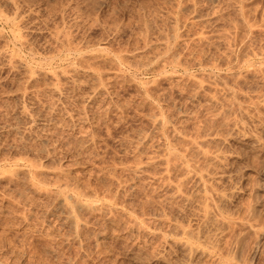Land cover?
Wrapping results in <instances>:
<instances>
[{
	"label": "rangeland",
	"instance_id": "rangeland-1",
	"mask_svg": "<svg viewBox=\"0 0 264 264\" xmlns=\"http://www.w3.org/2000/svg\"><path fill=\"white\" fill-rule=\"evenodd\" d=\"M210 1L0 0V264H151L165 240V248L167 241L173 248L162 254L170 258L179 235L152 219L166 215L188 222L189 209L200 198L191 196V204L170 190L173 181L181 182L179 193L191 185L188 177L181 178L179 159L206 170L211 166L203 161L204 152L218 147L227 149L222 150L226 157L232 155L222 163L231 166L236 183L240 179L232 203H221V209L242 217L254 205L252 213L264 224V194L255 190L264 152L208 141L215 128L227 137L236 118L222 86L236 89L239 97L264 89L259 79L264 70H256L255 62L260 60L256 47L264 51V0ZM210 80L217 83L215 91L208 87ZM195 140L203 142V155L188 149ZM187 150L193 156L188 158ZM203 162L206 167H199ZM134 165L142 167L140 173ZM60 196L69 208L78 200L98 204L75 209L70 220L53 212ZM100 203L112 208L101 205L98 211ZM128 216L136 225L127 223ZM249 233L239 236L238 256L264 264V238ZM257 248L260 255L254 258L250 253ZM164 258L158 264H166ZM204 259V264L214 262Z\"/></svg>",
	"mask_w": 264,
	"mask_h": 264
},
{
	"label": "bare ground",
	"instance_id": "bare-ground-1",
	"mask_svg": "<svg viewBox=\"0 0 264 264\" xmlns=\"http://www.w3.org/2000/svg\"><path fill=\"white\" fill-rule=\"evenodd\" d=\"M209 2L210 3H212L210 0H209ZM208 2V3H209ZM213 5V4H212ZM214 6V5H213ZM194 16V14L192 15V17ZM198 17V16H197ZM170 19H172V18H170ZM174 20V19H173ZM263 25V24H262ZM262 25H260V27L262 26ZM246 27V26H245ZM264 27V26H263ZM262 27V30H264V28ZM244 29V28H243ZM245 30V29H244ZM244 30H242L243 32H245ZM261 30V29H260ZM250 31H251V27H250ZM242 32V33H243ZM261 33H263V32H261ZM242 35H244V33L242 34ZM241 35V36H242ZM244 36H246V35H244ZM247 37V36H246ZM242 38H244V37H242ZM242 38H240V39H242ZM240 42V41H239ZM242 44V43H241ZM163 45V44H162ZM240 46H242V45H240ZM244 46V45H243ZM259 47V46H258ZM260 49H261V47H259ZM259 48H257L256 47V49H258V51L259 52H255L256 54H257V56H258V58L260 59L259 61H255V62H258V69H256V70H260V71H262V70H264V51H260L259 50ZM247 49V48H246ZM245 49V50H246ZM255 49V48H254ZM253 49V50H254ZM255 49V50H256ZM250 51V50H249ZM252 51V50H251ZM257 51V50H256ZM245 52V51H244ZM243 52V54H245V57H247V55L246 54H248V52L247 53H244ZM253 53H254V51H252ZM252 52H251V54H252ZM242 53V52H241ZM255 53L253 54L254 56H256L255 55ZM243 54H240L239 53V55H237V56H241V55H243ZM248 55H250V54H248ZM234 57V56H233ZM242 57V56H241ZM230 58V57H229ZM232 58V57H231ZM244 59V58H243ZM243 59H241V60H243ZM224 60H226V59H224ZM229 60V59H228ZM231 60V59H230ZM237 60V59H236ZM17 61V60H16ZM240 61V60H239ZM21 62V61H20ZM222 62H223V60H222ZM237 62V61H236ZM249 62V61H248ZM248 62H247V64H248ZM254 61H253V63H255ZM241 63H242V61H241ZM252 63V64H253ZM17 65H19L18 63H16ZM221 64V63H220ZM223 64H224V62H223ZM237 64V63H236ZM232 65V66H230V67H233V66H238V65ZM17 65H15V67L17 66ZM25 65V64H24ZM24 65H22V66H24ZM256 65H257V63H256ZM217 66V65H216ZM218 66H219V64H218ZM221 66V65H220ZM25 67V66H24ZM24 67H23V70H24ZM27 67V66H26ZM247 67H249L248 69H250V66H247ZM246 67V68H247ZM17 68V67H16ZM21 67H19V69H20ZM226 68V67H225ZM228 68V67H227ZM246 68H245V70H246ZM26 70V69H25ZM256 70H254L253 69V73L256 71ZM19 71H21V70H19ZM28 71H30V70H28ZM60 71V70H59ZM243 71V70H242ZM24 72V71H23ZM27 72V71H26ZM57 72V71H56ZM64 72V71H63ZM63 72H61V73H63ZM73 72H74V70H73ZM240 72V71H239ZM248 72H250V70L248 71ZM251 72H252V69H251ZM31 73V72H30ZM51 73V72H50ZM241 73V72H240ZM239 73V74H240ZM244 73V75H245V71L243 72ZM258 73V72H257ZM22 74V73H21ZM20 74V75H21ZM24 74V73H23ZM28 74H29V72L27 73V76H28ZM44 74H45V72H44ZM52 74V73H51ZM50 74V75H51ZM57 75L59 74L58 72L56 73ZM67 74V73H66ZM66 74H64V75H66ZM211 74V73H210ZM217 74H218V72H217ZM251 74V73H250ZM255 74V73H254ZM26 75V74H25ZM30 75V74H29ZM45 75H47V74H45ZM74 75V74H73ZM229 75V74H228ZM230 75H232V74H230ZM259 75H262L261 73L259 74ZM22 76V75H21ZM52 76H53V74H52ZM61 76V75H60ZM68 76H70V75H68ZM211 76V75H210ZM210 76H208L209 78H210ZM213 76V75H212ZM219 76H220V74H219ZM242 76V75H241ZM25 77V76H24ZM62 77V76H61ZM61 77H58V78H61ZM67 77V76H66ZM66 77H62V78H66ZM169 77V76H168ZM206 77V76H205ZM242 77H244V76H242ZM252 77H253V75H252ZM251 77V78H252ZM255 77V76H254ZM257 77V76H256ZM258 77H260V76H258ZM25 78H27V77H25ZM49 78V77H48ZM61 78V79H62ZM262 78H264V77H261V78H259V79H261V81L263 82V83H261V84H263V86H261V87H263L264 88V79L262 80ZM52 79V78H51ZM61 79H59L58 81H60ZM70 79V78H69ZM69 79H67V80H69ZM73 78H71V81L73 82V80H72ZM206 79V78H205ZM204 79V80H205ZM255 79V78H254ZM49 81H51L50 80V78L48 79ZM63 80V79H62ZM212 80V79H211ZM208 81V87H212V86H214V91H215V87L217 86V83H215V82H213V81ZM213 80H215V79H213ZM219 80V79H218ZM66 81V80H65ZM70 81V80H69ZM69 81H67L69 84H71V82H69ZM94 81V80H93ZM53 82H54V80H53ZM63 82H64V80H63ZM89 82V81H88ZM202 82V81H201ZM259 81H257V83L256 84H258V88H259V84L260 83H258ZM65 83V82H64ZM63 83V84H64ZM68 83H66V84H68ZM222 83V82H221ZM46 84H48V83H46ZM52 85H53V83H51ZM50 84V86H52ZM96 84V83H95ZM95 84H93V85H95ZM228 84H229V82H228ZM233 84V83H232ZM255 84V85H256ZM56 85H57V83H56ZM92 85V86H93ZM205 85H206V83H205ZM58 86V85H57ZM90 86H91V82H90ZM89 86V87H90ZM53 88H54V86H52ZM59 87V86H58ZM87 87V86H86ZM202 87V86H201ZM200 87V88H201ZM204 87V86H203ZM218 87V86H217ZM255 87V86H254ZM60 88V87H59ZM199 88V87H198ZM207 88V87H206ZM220 88V87H219ZM222 89H219V90H222L223 92H221V94L223 93V95L225 96V98H227L226 96H228V97H230L232 100H231V103H230V105L228 106L229 107V109L230 108H233L235 111H233L234 113H235V116H236V118H234L233 119V117H231L232 119H233V123H232V125H233V127L231 126V124L229 125V123H228V125L229 126H231L232 128L230 129V132L229 133H227L228 134V136L227 137H225L226 136V134L225 135H223L224 137L222 138V137H220L219 135H217V133L219 134L220 133V135H221V132L219 131L218 132V130L215 128V133H213L212 131H211V133L209 134V135H211V136H209V138H208V141L210 140V141H218V143L220 142L221 144H223L224 146H226L227 144H228V146H229V143H230V145H231V143H237V144H239V145H241L242 147H245V149L247 148L248 149V151L250 150V151H256L257 152V154H261L262 152H264V89H263V91H260V92H257L258 90H256V92H255V90H254V92H253V89H252V94H251V92H249L250 94H246V93H243V92H241L240 93V97L238 96V95H236V91H233V90H236V89H233L232 90V88H229V87H227V86H222L221 87ZM234 88V87H233ZM253 88V87H252ZM256 88V87H255ZM212 89V88H211ZM216 89H218V88H216ZM242 89V88H241ZM251 89V88H250ZM53 90V89H52ZM239 90V89H238ZM243 90V89H242ZM247 90V89H246ZM260 90V89H259ZM262 90V89H261ZM54 91V90H53ZM58 91V90H57ZM243 91H245V90H243ZM248 91H250V90H248ZM247 91V92H248ZM238 92V91H237ZM212 97V96H211ZM194 98V97H193ZM215 98V97H214ZM218 98V97H217ZM220 99V98H219ZM210 100H211V98H210ZM218 100V99H217ZM224 100V99H223ZM228 100V99H227ZM244 100V101H243ZM245 100L247 101L246 102V104L243 106V103L245 102ZM221 101V100H220ZM212 102V101H211ZM210 102V103H211ZM219 102V101H218ZM226 102H230V100L229 101H226ZM223 102H221V104H222ZM214 104H216V103H213L212 105H214ZM226 104V103H225ZM228 104V103H227ZM226 104V105H227ZM222 106H224V105H222ZM214 107V106H213ZM217 107V106H216ZM215 107V108H216ZM224 107H227V106H224ZM224 107H222V108H224ZM218 108V107H217ZM216 108V109H217ZM219 108H220V106H219ZM220 110V109H219ZM218 109H217V112L219 111ZM67 112H68V110H66ZM70 111V110H69ZM222 111V110H221ZM221 111H219V112H221ZM230 111V110H229ZM216 112V111H215ZM225 112V110L222 112V113H224ZM71 113V112H70ZM70 113H68V114H70ZM67 114V115H68ZM72 114V113H71ZM70 114V116H72V115H74V113L71 115ZM215 114H217V113H215ZM214 114V115H215ZM66 115V114H65ZM213 115V114H212ZM226 115V114H225ZM224 114H223V116H225ZM75 116V115H74ZM73 116V117H74ZM232 116H233V114H232ZM68 117V116H67ZM157 117V116H156ZM214 117V116H213ZM212 116H211V118H213ZM217 117V116H216ZM221 117H222V115H221ZM72 118V117H71ZM210 118V119H211ZM223 118V117H222ZM73 119V118H72ZM71 119V120H72ZM78 119V118H77ZM76 119V120H77ZM157 119H159V118H157ZM213 119H216L215 117L213 118ZM224 119H225V117H224ZM227 119V118H226ZM231 119V120H232ZM40 120H43V119H39V121ZM79 120V119H78ZM160 120V119H159ZM162 120V119H161ZM34 121V120H33ZM36 121V120H35ZM153 122H154V120H152ZM158 120H156L155 122H157ZM215 121H217V120H215ZM222 121V120H221ZM227 121V120H226ZM230 121V120H229ZM75 122V121H74ZM77 122V121H76ZM220 122V121H219ZM222 122H225L224 120L222 121ZM230 122H232V121H230ZM41 123V122H40ZM158 123V122H157ZM156 123V124H157ZM34 124V123H33ZM37 124H38V121H37ZM155 124V123H154ZM159 124V123H158ZM226 125H227V123H226ZM155 126V125H154ZM228 126V127H229ZM156 127V126H155ZM158 127V126H157ZM227 127V126H226ZM228 127H227V129H228ZM230 128V127H229ZM153 129H155L154 127H153ZM211 129V128H210ZM207 130V129H206ZM212 130H213V128H212ZM216 130H217V133H216ZM225 131V130H224ZM206 132V131H205ZM226 132H227V130H226ZM225 133V132H224ZM203 134H205V133H203ZM207 134H208V131H207ZM223 134V133H222ZM204 136V135H203ZM140 137L141 136H139L138 137V139L140 140ZM137 138V137H136ZM143 138V137H142ZM176 138V137H175ZM197 138V137H196ZM177 139V138H176ZM199 139L200 140H202L203 141V139H201L200 137H199ZM174 140V139H173ZM173 140H171V141H173ZM185 140V139H184ZM193 140V139H192ZM198 140V139H197ZM207 139H206V137H205V140L204 141H206ZM41 141H43L42 139H41ZM137 141V140H136ZM170 141V142H171ZM185 141H187V139L185 140ZM177 142V141H176ZM190 142V141H189ZM139 143V142H138ZM175 143V142H174ZM188 143V142H187ZM192 143V147H188V149L190 148V150L191 149H194L193 151H199L198 153H200L201 152V155H203L202 154V149L200 148L202 145L201 144H203V142H201V141H192L191 142ZM191 143H189V144H191ZM208 142L206 141V144H207ZM211 143V142H210ZM226 145H225V144ZM168 144V143H167ZM205 144V143H204ZM205 144V145H206ZM209 144V143H208ZM169 145H171L170 143H169ZM172 145H173V143H172ZM177 145V144H176ZM176 145H174V146H176ZM205 145H204V147H203V149L205 148V150H206V148H208L207 150L208 151H210V147H205ZM222 145V146H223ZM233 145V144H232ZM190 146V145H189ZM215 146H216V143H215ZM221 146V145H220ZM177 147V146H176ZM179 147V146H178ZM218 147V146H217ZM221 148V147H220ZM187 149V148H186ZM212 149V148H211ZM218 149V150H217ZM224 149H226V148H222V149H219V147L218 148H216V150H215V148L213 149V150H215V151H210V153H205L204 152V155L202 156V158H203V161L205 162V161H208L206 164H208V165H210L211 167H207L208 169H206V170H202L201 168H198V164H197V162H196V165H190V164H188V162H187V160H185V159H179V161L180 162H178V164L180 165V166H178V164H176V166H178L177 168H181V172H182V174H181V178H184L183 180H185L186 179V177H188V179L191 181V185L190 184H188V185H190L189 186V189H187L188 191H186L185 190V192H183V193H179L180 192V190H179V188H180V185H178L179 183H181V182H179L178 180H176L177 178H174L176 181H178L179 183H177V182H175V181H173L174 183H176V185H173V183H172V185L170 186V181H168L171 177L173 178V176H168L169 177V179L167 180L166 178L164 179V180H167L168 181V184H169V188H170V190H175V192H177L178 194L176 195V197L177 198H179V200L180 199H182V200H180V201H189L190 200V198H191V196H192V199H194L193 198V196L195 195H198V198H200L199 199V202L198 201H196V203H198L197 205H195V208H194V210L193 209H189V207L188 206H190L192 203H191V201H189L188 203H191L190 205L189 204H186V206L188 207V209L190 210V217L187 219L188 220V222L186 223V222H183V223H181V222H178L179 220L176 218H172L171 219V217H170V219H169V217H168V219H164V218H166V215H164L165 217L163 218V216L161 217L162 218V220H160V219H157V218H155V219H152L153 221L155 220V222L157 221V223L156 224H158V222H162L161 224H165V226L167 225L169 228H170V230H172V231H174V233L175 234H177V235H179V238L180 239H178L177 240V242H175V240H174V242H175V246H174V250H173V254L170 256V258L168 257V258H164L165 257V254L163 255L162 254V252L164 251V249H166V248H169V246H170V243H169V241H167V247L165 248V244H166V240H165V242L164 241H162V243H161V245L159 244L160 243V240H159V242H158V245H160V246H158L157 247V249H156V253L154 254L156 257H155V259L151 262V264H158L159 262L161 263L162 262V258H164L165 260V262H166V264H204V263H202V260H206V259H204L205 257H210V258H213L214 260H212V261H214V262H212L211 264H250V262H249V260H248V257L247 258H243V257H245V256H243L242 258L243 259H240V257L238 256V239H239V236H242V235H245V234H247V233H249V232H254V233H256L257 234V236L259 235V237H260V239H263L264 238V224L263 223H260L259 222V217H257V216H255L253 213H255V212H253L252 213V211H253V208H254V205L253 206H251L250 204V209H249V211H247L248 213L246 214V215H241L242 217H240V216H238V215H236V216H232V214H234L232 211V214H230V213H228V210H226V212H224V210H222L221 209V203H226V202H228L229 204H231L232 203V201H231V197H233L232 196V194H234V192L235 191H237V186H238V180H240V179H236L237 180V183H236V181L235 180H233V178L236 176H232L233 175V170L230 168V167H227L229 164H227L226 166H224L223 165V163H222V161L223 160H225V163H226V160L228 161V159L230 158V157H232V155L231 154H228V155H230V156H225L224 154V152L225 151H223L222 152V150H224ZM244 149V150H245ZM180 151H181V149H179ZM221 150V151H220ZM227 150V149H226ZM247 151V150H246ZM166 152V151H165ZM172 152H173V150H172ZM182 152H183V150H182ZM190 152V151H189ZM195 152V153H196ZM228 152V151H227ZM253 152V153H254ZM170 153H171V151H170ZM170 153L168 154V156L170 155ZM184 153V152H183ZM197 153V154H198ZM224 153V154H223ZM229 153H230V151H229ZM239 153V152H238ZM253 153H252V155H253ZM165 154V153H164ZM173 154H175V153H173ZM192 154V153H191ZM191 154H188V150H187V154L185 153V155H187V157L189 156V157H191ZM232 154H234V153H232ZM236 154H237V152H236ZM243 154V153H242ZM245 154V153H244ZM184 155V154H183ZM184 155V156H185ZM196 155V154H195ZM194 155V156H195ZM200 155V156H201ZM227 155V154H226ZM255 155V154H254ZM262 155V154H261ZM192 156H193V154H192ZM198 156V155H197ZM199 156V157H200ZM257 156V155H256ZM161 157V156H160ZM171 157H173L172 156V154H171ZM174 157H175V155H174ZM174 157L173 158H171V159H173V160H178V159H174ZM176 157H178V155L176 156ZM186 157V156H185ZM188 157V158H189ZM233 157H236V159L237 158H239L238 156H233ZM258 157V156H257ZM156 158V157H155ZM168 158H170V157H168ZM180 158V157H179ZM193 158V157H192ZM195 158H196V156H195ZM187 159V158H186ZM197 159V158H196ZM195 159V160H196ZM199 159H201V158H199ZM235 159V158H234ZM235 159V160H236ZM154 160H156V159H154ZM173 160H168L167 161V163L169 164L171 161H172V163H170V164H172V165H175V163L173 164ZM189 160V159H188ZM194 160V161H195ZM232 160V159H231ZM158 160H156V162H157ZM160 162L162 161V160H159ZM190 161V160H189ZM193 161V160H192ZM192 161H190V162H192ZM193 161V162H194ZM198 161V160H197ZM201 161H202V159H201ZM151 161H148V163H150ZM152 162H153V160H152ZM155 162V163H156ZM192 162V163H193ZM203 162V163H204ZM229 162V161H228ZM158 163V162H157ZM202 163V162H201ZM220 163H222V165L220 164ZM163 164V163H162ZM165 164V163H164ZM163 164V165H164ZM169 164V165H170ZM206 164L204 163L203 165L202 164H200L199 165V167H206ZM147 165H149V164H147ZM150 165H152V164H150ZM160 165H161V163H160ZM162 165V166H163ZM248 165V164H247ZM134 166H136L135 167V170L134 169H131V170H134V172L136 171V172H138V173H140V170L142 169V167L140 166H138L137 167V165H134ZM165 166H166V164H165ZM164 166V167H165ZM175 166V167H176ZM133 167V166H132ZM144 167V166H143ZM164 167H162V168H164ZM167 167V166H166ZM170 167V166H169ZM172 167V166H171ZM246 167V166H245ZM252 167V166H251ZM134 168V167H133ZM168 168V167H167ZM173 168V167H172ZM176 168V169H177ZM179 168V169H180ZM248 168H250L249 166H248ZM129 169V170H130ZM165 169V168H164ZM255 169V168H254ZM257 169V168H256ZM259 169V168H258ZM173 170H174V168H173ZM66 171V170H65ZM143 171V170H142ZM141 171V172H142ZM169 172H170V168H169V170H168ZM178 170H176V172H177ZM235 171V170H234ZM253 171V170H252ZM61 172H62V170H61ZM133 172V171H132ZM131 172V173H132ZM162 172V171H161ZM164 172V171H163ZM168 172V173H169ZM176 172H174V173H176ZM179 173H180V171H178ZM254 172V171H253ZM234 173H236V172H234ZM134 174V173H133ZM167 174V173H166ZM170 174V173H169ZM177 174V173H176ZM256 176L255 177H257L256 179H258V182H256L257 180H255L254 182H256L255 184H256V186H255V190H257V191H261L262 192V195L264 194V169L262 168L261 169V167H260V170H258V171H256ZM136 175V174H135ZM161 175V174H160ZM163 175H164V173H163ZM173 175H175V174H173ZM137 176V175H136ZM138 176H140V174L138 175ZM166 176V175H165ZM177 177H178V179H179V176L178 175H176ZM184 176V177H183ZM160 177V176H159ZM149 178V177H148ZM162 178H164V176L162 177ZM236 178V177H235ZM234 178V179H235ZM153 179H155V178H153ZM161 179V178H160ZM159 178L157 179V180H160ZM173 179V180H174ZM242 179V178H241ZM187 180V179H186ZM189 180H188V182H189ZM259 180H260V182H259ZM235 181V182H234ZM253 182V183H254ZM190 183V182H189ZM235 183L237 184V186L235 185ZM64 184H67V183H64ZM128 184V183H127ZM168 184H167V186H168ZM241 184V183H240ZM68 185V184H67ZM177 185L179 186V187H177ZM240 186V185H239ZM64 187V186H63ZM129 187H131L130 186V184H129ZM241 188L243 187V186H240ZM168 188V187H167ZM188 188V187H187ZM61 189V188H60ZM164 189V188H163ZM251 189V188H250ZM169 190V189H168ZM169 190V191H170ZM74 191H75V188H74ZM76 191H77V189H76ZM179 191V192H178ZM183 191V190H182ZM181 191V192H182ZM239 191H240V189H239ZM238 191V192H239ZM243 191H245V190H243ZM242 191V192H243ZM251 191V190H250ZM61 192H63L64 193V190L63 191H61ZM165 192H167V191H165ZM69 193V192H68ZM78 193V192H77ZM160 193V192H159ZM173 193H174V191H173ZM172 193V194H173ZM241 193V192H240ZM161 194H163V192L162 193H160V195ZM167 194H169V192H167ZM166 194V195H167ZM175 194V193H174ZM248 194H250L249 192H248ZM258 194V193H257ZM65 195H67L68 196V194L66 193ZM86 195V196H85ZM84 196L85 197H87V195H90L89 193L87 194H85ZM165 195V196H166ZM255 195V194H254ZM261 195V194H260ZM96 196H98V195H96ZM104 196V195H103ZM163 196H164V194H163ZM69 197V196H68ZM74 197V196H73ZM100 197V196H99ZM107 197V196H106ZM172 197V196H171ZM170 197V198H171ZM71 198V197H70ZM89 198H90V196H89ZM101 198V197H100ZM168 198V197H167ZM175 198V197H174ZM174 198H172V199H174ZM196 198V197H195ZM260 198V197H259ZM99 199V198H98ZM105 198L103 197V200H104ZM108 200H110L109 198H107ZM106 199V200H107ZM164 199H165V197H164ZM233 199V198H232ZM262 199V198H261ZM89 200V199H88ZM167 200V199H166ZM170 199H168L167 201H169ZM56 203H55V208H53V212L54 213H56V212H61V213H63V216H64V214H66V217H68L69 219L72 217V213H73V211L76 209H78V210H80L81 208H87V207H90V206H93L94 208L95 207H97L96 205L98 204V203H96V201L93 203V204H96V205H92V202H88V201H85V202H82V201H80V200H78L79 202H81V203H75V202H77V201H75V202H73V204L75 205L74 207H68L69 205H68V203H67V201H66V199L64 198V197H62V196H60V197H58L56 200ZM74 201V200H73ZM100 201V200H99ZM112 201V200H111ZM176 201V200H175ZM193 201V200H192ZM257 201V200H256ZM264 201V200H263ZM262 201V202H263ZM71 202V201H70ZM98 202V201H97ZM107 202V201H106ZM109 202V201H108ZM114 202V201H113ZM161 202V201H160ZM104 203V202H103ZM164 203V202H163ZM182 203V202H181ZM251 203H252V201H251ZM254 203V202H253ZM257 203V202H256ZM255 203V204H256ZM110 204V203H109ZM180 204V203H179ZM261 204V203H260ZM263 204V203H262ZM54 205V204H53ZM107 206V204H101L100 203V205H98V207L99 206ZM162 205V204H161ZM185 205V204H184ZM101 206V207H102ZM118 206V205H117ZM164 206V205H163ZM224 206V205H223ZM261 206V205H260ZM259 206V207H260ZM101 207H99V209H98V211L100 210V208ZM108 207L110 208V206H107L106 208L108 209ZM122 207H123V205H122ZM126 207V206H125ZM248 207V206H247ZM258 207V206H257ZM256 207V208H257ZM94 208H92V209H94ZM105 208V209H106ZM112 208V207H111ZM110 208V209H111ZM118 208V207H117ZM127 208V207H126ZM159 208H160V206H159ZM176 208V207H175ZM183 208V207H182ZM186 208V207H185ZM191 208H192V205H191ZM64 209H66V210H64ZM104 209V210H105ZM106 209V210H107ZM115 209V208H114ZM114 209H112V210H114ZM123 209V208H122ZM181 209V206H180V208H179V210ZM188 209H186V210H188ZM245 209H246V207H245ZM75 210V211H76ZM96 210V209H95ZM126 210V209H125ZM156 210V209H155ZM158 210V209H157ZM184 210V209H183ZM256 210V209H255ZM97 211V210H96ZM97 211V212H98ZM103 211V210H102ZM129 211V210H128ZM159 212H160V209L158 210ZM177 211V210H176ZM185 211V210H184ZM184 211L182 212V213H184ZM65 212V213H64ZM80 212H81V210H80ZM93 212V211H92ZM104 212V211H103ZM106 212V211H105ZM112 211H110V213H111ZM117 212V211H116ZM120 212V211H119ZM230 212V211H229ZM78 212H76V214H77ZM100 213V212H99ZM109 213V212H108ZM122 213H124V212H122ZM102 214V213H101ZM105 214H107V213H105ZM126 214V213H125ZM155 214V213H154ZM157 214V213H156ZM159 214V213H158ZM157 214V215H158ZM165 214V213H164ZM178 214V213H177ZM80 215V213L78 214V216ZM162 215V214H161ZM161 215H159V216H161ZM187 215V214H186ZM70 216V217H69ZM158 216V217H159ZM258 216H259V214H258ZM65 217V218H66ZM125 217H126V215H125ZM145 217V216H144ZM144 217H142V218H144ZM146 217L147 218H151L150 216L148 217L147 215H146ZM156 217V216H155ZM68 218H67V220H68ZM74 218V217H73ZM78 218V217H77ZM110 218V217H109ZM128 218H130L131 219V217H127V223L128 222H131V224H133V225H136V224H134L133 222H132V220H128ZM147 218H145V219H147ZM79 219H81L80 217H79ZM108 219V218H107ZM145 219H142V221L144 222V224H145V222L146 221H148V220H146L145 221ZM71 220V219H70ZM76 220V219H75ZM82 220H83V218H82ZM151 220V219H150ZM151 220V221H152ZM186 220V221H187ZM79 221H81V220H79ZM124 221H126V220H124ZM150 221V222H151ZM152 221V222H153ZM261 221V220H260ZM70 222V221H69ZM152 222L150 223V226H151V224H152ZM72 223H74V222H72ZM147 223H149V222H147ZM184 223H186V224H184ZM129 224V223H128ZM160 224V223H159ZM163 224V225H164ZM78 225H79V223H78ZM137 225H139V224H137ZM145 225H147V224H145ZM149 225V224H148ZM147 225V226H148ZM126 226H127V224H126ZM126 226L124 227V229L126 228ZM164 226V227H165ZM166 226V227H167ZM128 227V226H127ZM131 227V226H130ZM153 227H155V226H153ZM129 228V227H128ZM132 228V227H131ZM134 229H136L135 227H133ZM132 228V229H133ZM150 228H152V226L151 227H149V229ZM169 228H167L168 230H169ZM130 229V228H129ZM131 229V230H132ZM139 229H141V228H139ZM137 230H138V228H137ZM167 230V231H168ZM126 231H128V229L126 230ZM139 231V230H138ZM164 231V230H163ZM166 231V232H167ZM237 231V232H236ZM123 232V231H122ZM128 232H130V231H128ZM132 232V231H131ZM137 232V231H136ZM142 232H145V231H142ZM170 232V231H169ZM148 233V232H147ZM171 233V232H170ZM174 233H173V235H174ZM124 234V233H123ZM143 234V233H142ZM146 234V233H145ZM152 235H153V232L151 233ZM157 234H159V233H157ZM161 234V233H160ZM159 234V237H161V235ZM250 234V233H249ZM101 236V235H100ZM146 236H147V234H146ZM148 237H151V235L150 236H148ZM153 237V236H152ZM183 237H185V239H183ZM243 237V236H242ZM157 238V237H156ZM165 238V237H164ZM190 238H194L193 240L195 241V243H193V242H191L189 239ZM161 239V238H160ZM257 242V241H256ZM258 243V242H257ZM169 244V245H168ZM171 244H172V242H171ZM259 244V243H258ZM172 246V245H171ZM170 246V247H171ZM256 246V245H255ZM255 246H254V248H255ZM173 248V246L171 247V249ZM155 249V248H154ZM170 250V249H169ZM164 252H166L167 253V251L165 250ZM163 252V253H164ZM251 252H254V253H250V254H253V257L254 258H258V256L260 255V251H259V248H257V249H255V251H251ZM130 253H133V251H131ZM157 254V255H156ZM163 255V256H162ZM131 256H133V254L131 255ZM249 256V255H248ZM154 257V256H153ZM252 257V256H251ZM132 258V257H131ZM203 258V259H202ZM209 259V258H208ZM253 259V258H252ZM210 260V259H209ZM163 264V263H162ZM210 264V263H209Z\"/></svg>",
	"mask_w": 264,
	"mask_h": 264
}]
</instances>
